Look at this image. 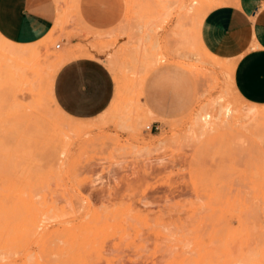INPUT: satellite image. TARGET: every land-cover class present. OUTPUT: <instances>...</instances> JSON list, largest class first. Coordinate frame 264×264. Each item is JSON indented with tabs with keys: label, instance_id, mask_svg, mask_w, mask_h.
Returning <instances> with one entry per match:
<instances>
[{
	"label": "rangeland",
	"instance_id": "obj_1",
	"mask_svg": "<svg viewBox=\"0 0 264 264\" xmlns=\"http://www.w3.org/2000/svg\"><path fill=\"white\" fill-rule=\"evenodd\" d=\"M219 1L53 0L26 60L0 51V264H264V105L195 40ZM81 57L115 90L90 120L50 94Z\"/></svg>",
	"mask_w": 264,
	"mask_h": 264
},
{
	"label": "crops",
	"instance_id": "obj_2",
	"mask_svg": "<svg viewBox=\"0 0 264 264\" xmlns=\"http://www.w3.org/2000/svg\"><path fill=\"white\" fill-rule=\"evenodd\" d=\"M52 1L0 0V38L15 46H32L47 38L54 21ZM198 34L210 56L232 64L236 95L246 104L263 106L264 0H233L211 9ZM95 59L69 60L53 76L51 98L64 116L90 120L109 108L115 95L112 79Z\"/></svg>",
	"mask_w": 264,
	"mask_h": 264
},
{
	"label": "bare ground",
	"instance_id": "obj_3",
	"mask_svg": "<svg viewBox=\"0 0 264 264\" xmlns=\"http://www.w3.org/2000/svg\"><path fill=\"white\" fill-rule=\"evenodd\" d=\"M209 2H211V0H209ZM207 3V2H206ZM209 4V3H208ZM207 4V5H208ZM213 4V3H212ZM226 4V1H224V0H222V1H219V3H215L213 6H211L209 9H207V10H201V11H199V16H200V22H199V24L196 26L197 28H195V31H196V33H195V35H196V39L195 40H197V44H198V46H199V48L203 51V53H204V55L206 54V55H208V56H210V54H208L206 51H205V49L202 47V45L200 44V39H199V26H200V23H201V21H202V19H203V17L206 15V13L208 12V11H210L211 9H214V8H216V7H220V6H223V5H225ZM207 7V6H206ZM201 9V8H200ZM189 10V9H188ZM191 10V9H190ZM189 10V11H190ZM188 11V13H190ZM192 11V10H191ZM194 22V21H193ZM192 22V23H193ZM194 24V23H193ZM193 27V26H192ZM194 31V30H193ZM194 38V37H193ZM42 44V43H41ZM38 45H40L39 43H38ZM31 47H34V45H32V46H15V45H13V44H10V43H8V42H6L5 40H3V39H1L0 38V51L1 52H3V54L5 55V56H7V57H9V58H20V57H25V56H27L28 55V53H30L29 51V49H31ZM35 48V47H34ZM32 51V50H31ZM33 52L35 53L36 51H34L33 50ZM32 52V53H33ZM32 53L31 54H29V55H32ZM37 53V52H36ZM35 53V54H36ZM38 54V53H37ZM3 55V56H4ZM205 55V56H206ZM36 56H38V55H36ZM35 56V57H36ZM211 58H213L212 56H210ZM33 58V57H32ZM31 59V58H30ZM57 59L58 60H61V55L60 56H58L57 57ZM25 60H26V57H25ZM216 60H218V59H216ZM218 61H220V60H218ZM223 65H224V62H222V61H220ZM227 63V62H226ZM249 108H251L250 106H249ZM248 110V109H247ZM254 110V109H253ZM249 110L248 112H247V114L248 115H251L252 117L255 115V114H257V112L254 110ZM246 111V110H245ZM259 111V110H258ZM261 111H262V109H261ZM256 112V113H255ZM222 113H223V116H225V117H229L231 114H232V110L229 108V107H226L225 109H224V111H222ZM240 115V114H239ZM244 115V114H243ZM247 116V115H246ZM255 116H259V115H255ZM254 116V117H255ZM253 117V118H254ZM256 118H258V117H256ZM245 119V118H244ZM243 119V120H244ZM203 121V124H199L198 122V120L196 121L197 122V124H199L204 130H209V128L211 127L210 125L211 124H209V122L207 123V122H204V121H206L205 119H201L200 120V122H202ZM225 121V120H224ZM236 121V120H235ZM255 121V120H254ZM226 122V121H225ZM225 122H223V123H225ZM258 124V123H257ZM259 125H260V123H259ZM213 126V125H212ZM212 128V127H211ZM211 130V129H210Z\"/></svg>",
	"mask_w": 264,
	"mask_h": 264
},
{
	"label": "built area",
	"instance_id": "obj_4",
	"mask_svg": "<svg viewBox=\"0 0 264 264\" xmlns=\"http://www.w3.org/2000/svg\"><path fill=\"white\" fill-rule=\"evenodd\" d=\"M59 48V45L58 44H56L55 45V49H58ZM145 130L147 131V132H156L157 130H158V127L156 126V125H149V126H146L145 127Z\"/></svg>",
	"mask_w": 264,
	"mask_h": 264
}]
</instances>
